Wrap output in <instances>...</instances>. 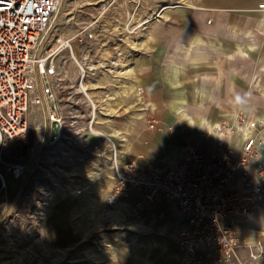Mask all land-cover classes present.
Listing matches in <instances>:
<instances>
[{
  "label": "rangeland",
  "instance_id": "rangeland-1",
  "mask_svg": "<svg viewBox=\"0 0 264 264\" xmlns=\"http://www.w3.org/2000/svg\"><path fill=\"white\" fill-rule=\"evenodd\" d=\"M58 9L54 37L71 40L73 54L86 73L82 84L88 83L85 88L87 95L92 97L89 91L94 87L96 91L105 93L101 95L102 99L112 97L108 94L113 89L110 84L114 83V68L124 62L123 59H130L134 53L146 47L166 46V40H173L153 37L156 33L163 35L170 31H181L188 18L199 19L201 15L211 14L212 11L217 15H251L252 18L255 15L264 18V0H61ZM217 29L223 31L222 27ZM258 29L253 37L246 33L247 39L244 33L231 29L235 32L216 33L214 38H202L203 43L199 44L233 47L238 40L249 58L264 60V28L260 32ZM186 30L192 28L187 27ZM79 39L81 41L77 42ZM172 46L177 45L173 43ZM183 46L186 47V53L189 47L182 45V51ZM235 47L241 50L238 45ZM240 52V56L244 55ZM57 63L61 72L50 83L56 96L53 104L56 113L63 119V128L57 141H47L46 136L43 139L47 128V110L52 103L30 105L27 119L31 130L23 140L10 143L13 157L9 161H30L33 167L19 188L8 216L0 224V264H132L141 260L142 254L146 252L139 242L149 233L145 229L129 228L131 222L140 223L141 219L127 216L117 225L112 224L109 218L102 219L99 228L84 236L82 234V227L87 223L86 210L87 217L92 221L97 222L101 215L96 216L91 211L89 214L91 198L87 199L89 192L83 189L84 184L78 179L95 177L93 161L96 158L91 145L96 140H102L104 144L105 141L89 134L88 123L92 111L79 90L78 66L66 52L61 54ZM40 88L41 85H38L37 93ZM258 92L262 94L263 91L258 89ZM249 98L242 102L202 101L192 104L207 110L209 122L215 115L218 125L216 131L233 124L235 119L239 125L245 120L244 126H236L237 132L239 128L249 127L254 122L259 139L264 131V117L261 116L264 101ZM132 99L125 101L117 96L115 101H110L114 105L109 107L108 103L93 98L99 107L96 108V114L91 115L94 131L117 142L115 138H119V135H113L116 128L114 117H119L121 113L135 116L141 110L151 112L148 103L135 101L134 96ZM174 104L171 103L173 109L182 110L183 103ZM243 106L246 108L244 111ZM223 110H233L230 113L235 117L230 118V114ZM123 117L117 120L122 121ZM144 119L148 127L154 121V117L149 115ZM149 129L159 128L155 123ZM207 137L206 131L199 135L203 140ZM259 153L258 148L257 159L264 162L263 158H259ZM103 161L107 162V158L104 157ZM8 183L11 192H14L17 183L10 179ZM77 189L82 190L81 194L75 193ZM103 208L109 211L107 207ZM142 222L146 226L151 219H143ZM258 239L263 241L262 237ZM261 244L264 250V241ZM255 264H264V252Z\"/></svg>",
  "mask_w": 264,
  "mask_h": 264
},
{
  "label": "built area",
  "instance_id": "built-area-1",
  "mask_svg": "<svg viewBox=\"0 0 264 264\" xmlns=\"http://www.w3.org/2000/svg\"><path fill=\"white\" fill-rule=\"evenodd\" d=\"M61 0H0V224L8 216L15 196L32 169L30 161H9L11 141L23 140L29 133L30 105L52 103L47 110L46 140L60 138L63 119L56 113L50 80L61 72L58 59L66 52L76 63L70 39L54 37L55 17ZM81 39L77 40L80 42ZM80 71H82V68ZM80 81V77H79ZM38 85H41L37 93ZM80 90V88H79ZM91 111V102L80 91ZM37 93V94H36ZM90 111V112H91ZM239 121L217 129L219 138L209 154L188 144L177 161H162L147 168L121 157L117 142L105 140L90 128L96 140L93 155L107 158L112 184L105 199L115 209L136 196L130 214L159 199L172 205L180 216L175 230V249L180 264H255L263 255L260 241L245 243L237 235L236 223L264 210V163L257 159V125L251 135L238 143ZM51 122L58 134L50 140ZM155 122L149 124L154 127ZM238 147L234 156L233 147ZM17 183L11 192L8 180ZM77 189L75 193L81 194ZM245 251V258L241 256Z\"/></svg>",
  "mask_w": 264,
  "mask_h": 264
},
{
  "label": "crops",
  "instance_id": "crops-1",
  "mask_svg": "<svg viewBox=\"0 0 264 264\" xmlns=\"http://www.w3.org/2000/svg\"><path fill=\"white\" fill-rule=\"evenodd\" d=\"M186 23L181 31H170L163 35L156 33L153 36L173 39L166 40V46L146 47L145 50L134 53L133 57L125 58L124 62L116 65L112 80L114 83L110 84L113 89H110L108 94L112 97L107 96L106 99H102L101 95L105 93L96 91L94 87L91 88L93 91H89L92 97L87 95L93 103H95L94 98L102 103H108L109 107L112 104L110 101H115L117 96L125 101H132L134 96L135 101L148 103L150 113L141 110L135 116H124V113H121L119 117H114L116 128L113 131L119 135V138L115 139L121 157L136 162L143 168L158 165L162 161L179 160L188 144L197 145L203 154H209L214 150L215 141L219 138L215 115H212L214 119L209 122L206 117L207 110L192 103L242 102L250 100L249 97H253L252 100L264 101V66L261 67L264 65V60L255 59L254 54L253 58H249L238 40L235 45L241 50L236 49L235 45L228 47L222 44H199L203 43L202 38H214L216 33L221 32L239 31L244 33L245 38L246 33H250L253 37L256 28H259V32L264 28V18L255 15L253 18L251 15H217L212 11L211 14L201 15L199 19L188 18ZM187 27H191L192 30L185 31ZM217 27H222L223 31ZM231 29L235 31L232 32ZM243 36L241 38H244ZM173 43L177 46H172ZM182 45L189 46L187 53L184 46L182 51ZM240 51L244 55L240 56ZM258 89H262V94ZM178 101L183 103V113L171 107V103ZM95 104L97 108L98 103ZM242 109L244 111L246 108L243 106ZM110 110L116 111V109ZM223 111L229 113L230 118L235 117L230 113L233 110ZM146 115L154 117L158 130L149 129L148 122L144 119ZM261 116L264 117V111ZM120 117L124 119L117 120ZM205 131L208 137L203 140L199 135ZM240 142L242 141L238 131V143ZM232 149L234 156L237 157L238 147ZM93 165L95 177L91 179L81 177L78 181L83 182V189L89 192L87 199L94 198L97 202L99 211L95 214L101 216L97 217L99 218L97 222L92 221L87 217L88 209L86 210L87 223L82 227L83 236L99 228L102 219L109 218L111 223L116 225L127 216L142 221L151 219L146 226L142 221L129 224L132 230L145 229L146 233H149L148 237H142L139 242L146 252L142 254L141 260H136L132 264H180L175 249V230L180 223V216L175 208L167 201L159 199L152 205L137 210L135 214H130V209L136 200V196L133 195L123 205L112 210L108 209L109 211L104 210L112 176L106 161L96 159ZM116 212L120 214L119 221L110 218ZM248 219L236 223L239 239L254 243L262 237L264 241V213L254 214ZM241 256L245 258L244 250H241Z\"/></svg>",
  "mask_w": 264,
  "mask_h": 264
},
{
  "label": "bare ground",
  "instance_id": "bare-ground-1",
  "mask_svg": "<svg viewBox=\"0 0 264 264\" xmlns=\"http://www.w3.org/2000/svg\"><path fill=\"white\" fill-rule=\"evenodd\" d=\"M59 10V9H58ZM58 12V11H57ZM189 47V46H188ZM191 48V47H190ZM72 53H73V51H72ZM187 53V52H186ZM73 56H74V54H73ZM74 58H75V56H74ZM75 60H76V58H75ZM75 63V62H74ZM77 66H78V68L79 67H81L82 68V71H80V68H79V71H80V83H79V88H80V90L82 91V92H84V94H85V96L89 99V102H91V106H93V108H94V111H92L91 112V114H90V117H91V115H95L96 114V105L94 106V104L95 103H93V101L87 96V91L85 90V88H86V86L88 85V83L87 82H84L83 84H82V81H84L85 80V78H86V73H85V70H84V68L78 63V61L76 60V63H75ZM182 104L180 101H178V102H175V104ZM174 104V105H175ZM180 113H183V111L182 110H180ZM183 115V114H182ZM184 117H186V115H184ZM92 118V117H91ZM187 118V117H186ZM188 119V118H187ZM235 122V121H234ZM246 123V122H245ZM93 125H94V123H93V121H92V125H91V130L94 132V133H96V134H100L101 136H102V138H104L103 137V135H102V133H100L99 131H94V129H93ZM252 125V123H250L249 124V127L248 126H246V127H244V128H239L238 129V131H239V133H240V141H243L246 137H248L249 135H251V133H252V131H251V129H250V126ZM236 126H238V125H236ZM244 126V125H243ZM211 127V126H210ZM238 127H240V126H238ZM212 130V129H211ZM215 130V129H214ZM113 135L114 136H116V132L115 133H113ZM237 136H238V132H237ZM44 138L43 139H45V135L43 136ZM42 139V140H43ZM105 139V138H104ZM105 140H107V139H105ZM259 141V151H260V153H259V158H263L264 159V149H263V146H264V131L261 133V136H260V138L258 139ZM257 157H258V152H257ZM260 163H264V162H261L260 161ZM89 205H90V211H91V213L92 214H94V215H96L95 213L97 212V211H99V207H98V205H97V202L95 201V199L94 198H91V200H90V202H89ZM258 213H264V210H260V211H257V212H255V213H253L252 215H254V214H258ZM100 214H98V216H99ZM252 215H250L249 217H251ZM248 217V218H249ZM110 218L111 219H113V220H116V221H119L120 220V214L119 213H114L113 215H111L110 216ZM247 218V219H248ZM246 219V220H247ZM249 225H251V224H249ZM253 226V225H252ZM253 227H255V226H253ZM257 228V227H256Z\"/></svg>",
  "mask_w": 264,
  "mask_h": 264
},
{
  "label": "water",
  "instance_id": "water-1",
  "mask_svg": "<svg viewBox=\"0 0 264 264\" xmlns=\"http://www.w3.org/2000/svg\"><path fill=\"white\" fill-rule=\"evenodd\" d=\"M50 127H51V137H50V140L52 141V139L57 136L58 129H57V126H56L55 122H51Z\"/></svg>",
  "mask_w": 264,
  "mask_h": 264
},
{
  "label": "trees",
  "instance_id": "trees-1",
  "mask_svg": "<svg viewBox=\"0 0 264 264\" xmlns=\"http://www.w3.org/2000/svg\"><path fill=\"white\" fill-rule=\"evenodd\" d=\"M22 152H24V150H22Z\"/></svg>",
  "mask_w": 264,
  "mask_h": 264
}]
</instances>
